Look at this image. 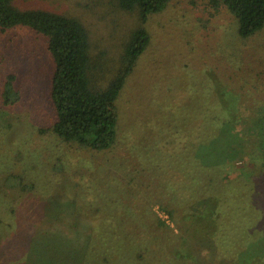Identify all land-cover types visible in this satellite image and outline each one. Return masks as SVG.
<instances>
[{
	"label": "rangeland",
	"instance_id": "374dc122",
	"mask_svg": "<svg viewBox=\"0 0 264 264\" xmlns=\"http://www.w3.org/2000/svg\"><path fill=\"white\" fill-rule=\"evenodd\" d=\"M13 3L80 19L95 46H116L115 55L133 26L113 0ZM145 26L150 45L117 100L119 141L98 152L44 131L55 120L46 38L26 26L0 29V264H264V28L241 38L213 0H171ZM175 120L185 135L203 124L231 128L228 166L217 178L226 185L211 194L222 199L192 217L168 198L178 175L185 190L186 144L175 160L180 174L172 170L164 183L156 168L173 160L154 155L157 135L142 141L140 132ZM219 144L212 141L215 156Z\"/></svg>",
	"mask_w": 264,
	"mask_h": 264
},
{
	"label": "trees",
	"instance_id": "16d2710c",
	"mask_svg": "<svg viewBox=\"0 0 264 264\" xmlns=\"http://www.w3.org/2000/svg\"><path fill=\"white\" fill-rule=\"evenodd\" d=\"M113 1L114 10L124 12L133 22V26L127 28L119 37V50L116 55L113 54L116 46L113 50L108 46L105 48L100 46L98 49L87 27L76 17L47 9L20 10L14 5L13 0H0V29L17 26L30 28L46 38L47 49L53 57L50 101L55 111V120L53 125L44 131L51 129L62 141L75 143L79 148L95 152L108 151L118 143L120 129L117 100L139 58L150 45L151 35L145 24L152 15L163 12L171 0ZM213 1L224 6L234 17L241 38L252 37L264 28V0ZM5 103L9 104L10 101L6 100ZM155 111L162 115L163 120L166 108L162 107ZM152 113L151 121H158L156 113L151 111ZM200 116L204 114L201 113ZM180 117L181 113L176 120ZM176 120L175 125L168 129L148 124L141 128L140 132L143 137L145 136L142 141L152 139L151 134L157 135L160 142L154 155L162 160L166 158L173 160L170 167L163 163L156 168L164 183L166 175L172 170L175 175L180 174L182 170L180 161L175 160L181 156L183 145L186 144L185 161L189 162L185 163L184 167L185 190L189 191L182 190L181 178L178 175L177 183L171 179L168 198L182 201L189 207L187 213L192 217L200 212L212 211L216 200L222 199L220 194H216V199H212L211 194L217 186L226 185L224 181L218 183L217 178H224L223 170L228 166V153L223 143L228 136L226 131L231 128L217 125V128L213 129L202 123L201 126L190 128L188 135H185L182 125ZM152 127H157L159 132L151 133ZM195 134L200 140L197 141L199 154L197 142L195 143L193 139ZM129 137L131 146V143H135L132 142L134 140L132 130ZM213 140L220 141L218 147L222 148L216 156L211 147ZM204 149L207 152L203 154ZM140 150L142 148L138 151L143 153V150ZM148 152H151L150 148ZM220 157L223 160H218ZM262 163L264 165V146ZM183 191L185 198L182 197ZM199 203L201 205H198ZM164 209L173 215L174 209L168 207Z\"/></svg>",
	"mask_w": 264,
	"mask_h": 264
}]
</instances>
